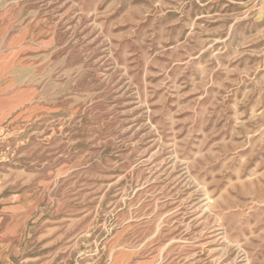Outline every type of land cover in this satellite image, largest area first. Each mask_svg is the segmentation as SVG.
<instances>
[{"label":"rangeland","instance_id":"1","mask_svg":"<svg viewBox=\"0 0 264 264\" xmlns=\"http://www.w3.org/2000/svg\"><path fill=\"white\" fill-rule=\"evenodd\" d=\"M0 264H264V0H0Z\"/></svg>","mask_w":264,"mask_h":264}]
</instances>
